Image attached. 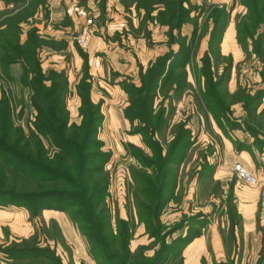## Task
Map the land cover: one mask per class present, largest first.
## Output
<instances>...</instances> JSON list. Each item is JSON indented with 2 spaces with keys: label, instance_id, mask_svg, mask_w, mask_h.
<instances>
[{
  "label": "rangeland",
  "instance_id": "rangeland-1",
  "mask_svg": "<svg viewBox=\"0 0 264 264\" xmlns=\"http://www.w3.org/2000/svg\"><path fill=\"white\" fill-rule=\"evenodd\" d=\"M49 1L39 0L38 4V0H22L15 8L0 11V23L18 21L22 29L21 42L33 28L46 37L39 27L48 23ZM79 2L83 6L80 9L93 19L94 34L96 27L103 24L106 0H95L91 5L88 0ZM94 3L101 8L99 13ZM184 6V19L188 21L179 30L178 45L180 49L181 45L188 44L189 57L187 61L166 65L162 73L167 81L160 82L157 95L160 96L158 110L164 111V122L154 138L163 156L178 132L186 138L172 162L155 169L156 173L166 171L165 179L168 178L162 190L165 200L160 223L156 224L160 228L156 238L147 230L144 220L148 214L138 209L135 199L138 194L144 195L140 183L131 175L133 168L140 169L131 162V157L135 158L133 148L140 149L131 143L138 144L139 136L127 133L129 123L121 126L120 131L110 130L104 117L100 125L101 139L97 134V140L104 142L102 152L113 153L109 162L104 163L103 174L109 179L106 209L115 229L119 219L130 223L134 257L142 246L150 248L145 256L154 257L164 236L165 244L171 249L157 264H264V16L255 19L254 11L238 0H190ZM259 12L258 6L255 13ZM84 23L78 31L71 24H64L74 28L69 34L74 38ZM60 26L50 28L54 31ZM46 41L48 44L42 47L49 50L65 47L64 42L53 38ZM74 44L81 61L84 59L82 66H89L86 48ZM42 47L38 51L40 60L44 57L40 52ZM64 58V66H76L68 62V57ZM50 64L47 66H52ZM150 67L143 71L145 66H142L140 75L124 76L121 80L128 78L116 84V91L127 97L126 102L138 95L136 79L141 77L142 80ZM51 71H46V75ZM84 73L85 68L83 76ZM4 88H8L7 83H0L2 94ZM72 91L73 88L66 91L65 100L72 101ZM5 96L11 105L14 127L22 129L26 138H31L32 132L38 135L49 159H54L59 148L49 136L36 131L38 113L32 104L31 89L19 83L17 88L16 83L14 86L11 83ZM107 96L111 97L108 93ZM122 101L118 103L123 105L125 99ZM141 125L139 119L132 121L133 129ZM19 131L14 132L13 137ZM141 135L145 140L146 136ZM36 143L30 139L31 147ZM145 145L150 151L141 150L151 158L155 148L151 150L148 143ZM236 163L243 164L257 176L259 184L250 186L239 180L233 170ZM9 168L12 169L6 171L5 186L17 190L42 187L36 177L23 170L17 172L13 165ZM146 175L156 180L154 169L148 168ZM4 196L0 195V264H100V255L91 254V243L80 230L81 223L71 216L73 209H37L38 214L33 216L21 203L17 205V201ZM22 246H35L42 252L13 255L7 252L11 247Z\"/></svg>",
  "mask_w": 264,
  "mask_h": 264
},
{
  "label": "trees",
  "instance_id": "trees-1",
  "mask_svg": "<svg viewBox=\"0 0 264 264\" xmlns=\"http://www.w3.org/2000/svg\"><path fill=\"white\" fill-rule=\"evenodd\" d=\"M6 5L14 8L22 0H3ZM243 5L254 11L255 19L264 16V0H238ZM141 5L147 11V16L155 9L150 4L161 3L163 10L158 13V20L162 25L169 27L170 40L179 44L174 31H178L188 18L184 19L185 3L190 0H140ZM38 4L39 0H38ZM259 6V14L257 7ZM18 21L12 20L0 23V66L2 74L10 79L9 67L14 64L23 66L20 77L21 84L31 89L32 104L37 110L36 131L49 136L59 148L54 159H49L44 144L34 132L31 138L37 143L31 147L30 139L26 138L22 129L14 127L11 105L3 94L0 101V195L11 198L15 204L28 208L32 215H37V209L54 208L57 210H71L72 218L82 225L80 229L91 243V254L98 256L100 264H157L163 259L165 252L171 246L165 244L164 236H161V248L152 258L145 256V251L150 249L142 246L137 256L132 255L131 240L133 233L130 223L123 219L118 220L117 229L112 226L109 211L106 209L105 197L108 187V177L104 175V163L110 157L107 152H102V142L97 140L98 130L104 116L101 105L91 99V83L87 66L78 86V92L82 100L80 113L82 122L79 126L69 125V112L65 106V94L68 88V80L65 72L51 71L49 75L43 70L41 60L38 57L39 48L48 44L36 28L27 33V38L21 42L22 29ZM15 30V33H13ZM14 34V35H13ZM179 37V36H178ZM25 49V51L23 50ZM189 57L188 44L181 45L177 53L168 52L159 57L142 77V85L136 88L138 95L131 96V105L126 110V116L130 121L139 119L141 126L136 131L146 136L151 150L155 148L153 156H145L141 149L133 148V155L142 166V169L133 168L132 175L140 183L142 194L136 195L138 209L148 214L145 224L151 237L156 238L160 229L161 210L164 204L162 190L166 187L167 172H155L159 167L170 164L178 151V147L184 142L186 136L177 134L175 141L169 145L165 156L155 140V135L162 129L164 111L154 112L153 105L157 96V89L166 82L162 74L166 65L178 61H187ZM183 124L179 126L182 130ZM20 130V131H19ZM19 131L16 137L14 132ZM186 133V132H185ZM187 134V133H186ZM26 138V141H25ZM11 139V142L8 141ZM13 139V141H12ZM14 166L17 172L21 170L34 176L42 187L37 189L17 190L5 186L8 180L6 171ZM148 168L154 169L156 180L146 175ZM157 174V176H156ZM4 179H3V178ZM145 177V178H144ZM7 179V180H6ZM45 183L53 185L44 186ZM63 185V186H62ZM62 186V187H61ZM138 188V189H139ZM3 197V196H2ZM149 199L152 202L149 203ZM148 200V201H147ZM23 203V204H22ZM143 218V217H141ZM159 228V229H158ZM173 232V230L171 231ZM170 232V233H171ZM14 253H41L35 246L11 247L8 251Z\"/></svg>",
  "mask_w": 264,
  "mask_h": 264
},
{
  "label": "crops",
  "instance_id": "crops-1",
  "mask_svg": "<svg viewBox=\"0 0 264 264\" xmlns=\"http://www.w3.org/2000/svg\"><path fill=\"white\" fill-rule=\"evenodd\" d=\"M94 1L88 0V5H91ZM49 2L51 14L48 23L41 26L42 28L39 27L40 32L42 30V33L47 38L41 37L45 40L53 38L56 42H64L65 47L50 50L48 47H42L40 50L41 55L47 56V58L43 57L44 60H41V65L45 72L48 70L65 72L68 80L67 89L73 88L71 93L73 95L72 101L69 98L65 100V106L69 112V125H80L82 122V115L80 113L82 100L77 87L83 78L84 66H82V63L84 59L81 61V55L79 56V51L74 44L76 42L72 41H75V37L72 38L69 34L74 28L78 31L85 22L80 15L83 12L80 8H83V6L79 0H50ZM151 5L155 9L147 16V11L144 7L147 5L142 6L137 0H106L104 5L105 13H103L102 19L100 18L103 24L96 27V32L93 34L89 45L84 49L89 54L87 62L89 66H87V69L90 75L88 81L91 83V99L94 103L101 105V111L109 125L108 128L120 131L121 126L129 123L130 130L127 133L130 132L129 134L133 136H139L140 140L138 144L133 142L131 144H136L135 146L146 152L150 150L145 145L142 135L136 131V128H132V121L126 116V110L130 107L131 101L129 103L126 102L127 97L125 98V96L118 94L116 84L123 83V80L128 78L125 77L121 80L124 76L134 78L135 75H140L142 66H145L143 68L144 71L166 53L171 51L177 53L179 50L178 43L170 40V36L172 37V35H169V27L162 25L160 20H158V13L160 10H163V5L161 3ZM94 7L97 9L96 12L99 13L100 6L94 3ZM9 8H11L9 5L0 0V11ZM64 23L67 25L71 24L74 28L72 29L71 26L69 27ZM56 24H60L61 26L58 30L52 31L50 26ZM63 24L64 26H62ZM173 36L178 38L177 30L174 31ZM64 57H68V62L70 60V62L76 63V66H64ZM50 63H52V66H47L51 65ZM54 63L58 64V66H55L56 64ZM9 72L13 80L4 77L0 66V83L5 82L8 86L7 89H3V94L9 92V84L12 83L14 86L16 83L17 88L18 83L21 85L19 81L23 73V66L19 63L14 64L9 67ZM118 73L121 75L120 77H116ZM136 81H139L138 87H140L142 85L141 77L136 79ZM107 93L111 97H108ZM3 94L0 90L1 98ZM159 97L158 95L155 97L154 112L158 111ZM123 99H125L124 104H119L118 102ZM74 117L78 119L73 120ZM100 133L101 129L99 128V138ZM131 144L128 146L130 147ZM107 153L110 154L109 162L113 153L110 151ZM131 158L133 165L142 169L140 163L135 158Z\"/></svg>",
  "mask_w": 264,
  "mask_h": 264
},
{
  "label": "built area",
  "instance_id": "built-area-1",
  "mask_svg": "<svg viewBox=\"0 0 264 264\" xmlns=\"http://www.w3.org/2000/svg\"><path fill=\"white\" fill-rule=\"evenodd\" d=\"M14 8L13 5H9ZM81 17L85 20V25L81 28L79 34L75 37V42L82 48H86L93 36L92 26L93 19L88 16L86 12L81 13ZM235 176L250 186H256L259 184L258 177L255 176L248 168L241 163L234 164L233 167Z\"/></svg>",
  "mask_w": 264,
  "mask_h": 264
}]
</instances>
